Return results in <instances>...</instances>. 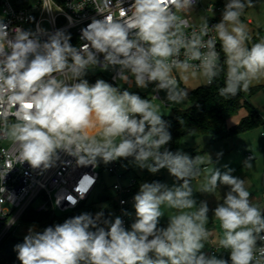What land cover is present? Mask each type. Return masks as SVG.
<instances>
[{
  "label": "clouds",
  "instance_id": "obj_1",
  "mask_svg": "<svg viewBox=\"0 0 264 264\" xmlns=\"http://www.w3.org/2000/svg\"><path fill=\"white\" fill-rule=\"evenodd\" d=\"M123 3L116 0L122 17L117 20L112 0H100L97 13L103 18L93 17L81 29L87 43L80 47L71 45L64 30H9L0 20V139L12 142L16 163H27L40 174L63 163V153L76 166L93 169L131 158V165L151 174L167 169L180 183H140L132 198L136 219L130 228L121 216H105L103 207L95 215L82 213L41 231L30 226L14 246L17 259L20 264H264V244L258 247L264 242V211L250 201L245 180L226 164L206 177L202 193L228 188L212 213L223 230L218 245L229 250V257L207 255L202 249L210 235V209L207 201L197 204L191 187L200 176L201 157L166 147L172 140L170 125L149 100L104 79L90 84L85 78L90 69H115L114 80L131 83V76L141 89L155 84L154 91H164L173 103L188 95L178 86L174 69L199 73L208 84L224 72L219 95L225 99L248 91L254 81L264 80V39L249 47L250 31L241 21L253 0H227L220 22L211 27L215 36L208 39L207 21L189 34V21L177 14L191 10L197 0H133L127 9ZM9 115L15 122H8ZM222 155L217 153L215 162L208 155V163L218 164ZM251 166L250 157L243 167ZM11 170L12 163L6 162L0 181ZM3 192L6 187H0ZM9 198L14 203L13 193ZM162 205L177 210L166 227L160 226Z\"/></svg>",
  "mask_w": 264,
  "mask_h": 264
},
{
  "label": "built area",
  "instance_id": "obj_2",
  "mask_svg": "<svg viewBox=\"0 0 264 264\" xmlns=\"http://www.w3.org/2000/svg\"><path fill=\"white\" fill-rule=\"evenodd\" d=\"M133 0H124L123 7L127 9ZM116 0H112L111 14L114 19L120 20V10L115 7ZM100 0H33L26 8H15L11 0H0V20H3L9 30L13 27H21L24 30L36 31L37 27L43 28L47 33H54L57 30H64L70 35V43L72 46L80 47L87 43L81 39V29L85 28L91 22L93 17L102 19L103 17L97 13V7ZM174 10V9H173ZM109 10H105L107 15ZM223 7L219 4H210L203 8L198 0L196 5L188 11L177 13L182 18L189 21L190 27L185 31L189 34L193 29L199 31V28L207 21L210 31L204 39L215 36V32L211 27L217 24V16L221 14ZM130 14V13H129ZM220 16V15H219ZM42 41L47 39V35L40 34ZM216 50L220 54V63L222 62L221 47L217 41ZM102 60L103 57L101 56ZM183 59V50L181 52ZM199 64V61H192ZM177 70H173V75L177 79ZM104 71L99 68L90 69L85 77L90 84L95 83L97 79H104L113 84L120 85L122 89L128 91H137L134 83V77L129 76L131 83H125L123 80H114L116 75L115 69L107 70L108 77L103 75ZM199 74V73H197ZM178 81V80H177ZM205 85L209 86L205 79ZM152 93V99L160 101L159 92H155V84L149 85ZM12 108L10 111L14 112ZM9 123L15 122V117L9 115L7 117ZM2 123V122H0ZM264 139V134L261 135ZM6 139H0V171L5 170L6 162L12 163V170L8 173L6 180L0 181V187H6L8 192L0 193V242L12 231V228L20 223L25 212L32 208L37 201L40 205L34 209L38 212H67L79 208L85 201L90 199L96 186L98 185L100 174L98 167H80L76 166L72 157L61 153V161L53 168H50L40 174L38 170H33L25 163L23 165L15 162V150L12 142ZM247 158H250L249 155ZM107 173L114 177L115 181L111 186L114 193L113 217L121 216L124 220L125 227L128 228V215H124V211H130L133 206L132 188L135 185L134 179L128 184L122 185L121 181L126 178V173L122 165L117 161L111 162L106 167ZM9 192L14 194V203L9 198ZM71 197V199H69ZM60 199L57 206L55 201ZM125 201L121 204V201ZM221 232L223 230L221 229ZM212 238L209 236L204 241L207 255L218 256L221 252L229 253V250L212 245ZM264 242H258V247Z\"/></svg>",
  "mask_w": 264,
  "mask_h": 264
},
{
  "label": "rangeland",
  "instance_id": "obj_3",
  "mask_svg": "<svg viewBox=\"0 0 264 264\" xmlns=\"http://www.w3.org/2000/svg\"><path fill=\"white\" fill-rule=\"evenodd\" d=\"M198 2L203 8L210 4H219L224 9L227 0H198ZM253 4L254 6L246 8L244 14L241 16V21L243 23L246 24L247 20L251 22V25H247L251 36V40L248 45L249 47H251L252 43H256L261 39H264V0H253ZM219 15L217 16V23H219L222 18V13ZM103 75L107 78V71H104ZM176 75L178 86L187 90V92L205 85V78L200 74L192 75L191 73H181L176 71ZM117 87L119 89L122 88L120 85ZM251 87H260V90L248 98V103L258 113L260 119L264 121V80L254 81ZM136 90L153 105L158 107L159 114L162 117L170 116L172 109L186 110L189 108V103L186 99L181 103L167 101L164 91L159 92L161 100L158 101L152 99L150 87L146 89L138 88ZM245 116L246 111L245 109H242L235 117L227 121L226 126L231 128L238 125L240 120ZM262 134H264V125L241 135L221 141L212 142L209 137L201 136L194 140L186 139L180 143L178 150L187 153L191 157L200 156L202 160L200 165V176L191 180V187L193 189L194 198L197 200V204H199L200 201H207L208 203L210 211L206 228L209 230V236L212 238L211 244L214 246L218 244V239L222 237L223 232H221L220 222L215 219L212 209L216 207L217 203L223 202L224 194L228 188L227 186L221 185L214 193H202L200 189L206 182V177L209 175L211 169L216 166L220 167L223 171L224 169L222 166L226 164L230 168L234 169L232 173L234 176L245 180V186L251 194L250 201L264 211V139L261 137ZM8 142L11 141L8 140L7 143ZM247 146L249 149L246 148ZM220 152H222L223 155L220 157L218 164L208 163V155H210L213 162H215L217 160V153ZM248 155L251 157L252 166L250 168L243 167V162L247 159ZM106 167L107 165H104L103 163H101L98 167L100 179L89 199V203H93V207L96 210L102 209L103 207L107 214H113V209L108 205L96 203L97 198L102 195H109L112 198L114 197V193L111 191V186L115 179L107 173ZM124 169H127L128 172L126 173V179L121 181L122 185L128 184L136 176H148L147 181L148 179L150 180L155 177H161L162 183L169 186H172L174 183H180L168 173L167 169H161L157 174H151L147 171V169L141 170L131 164H128V166ZM39 205L40 202L37 201L32 207L33 209H36ZM161 211L163 212V216L160 220V226L166 227L168 218L171 215L176 214L177 210L168 208L166 205H162ZM128 213H130V215H128V228H130V225L136 219L133 206L130 208ZM28 229L29 228L21 225V223H18L12 228V232L17 237H24L27 234ZM35 229L38 231L37 228ZM202 251H206L205 246ZM217 257H221V253H219Z\"/></svg>",
  "mask_w": 264,
  "mask_h": 264
},
{
  "label": "trees",
  "instance_id": "obj_4",
  "mask_svg": "<svg viewBox=\"0 0 264 264\" xmlns=\"http://www.w3.org/2000/svg\"><path fill=\"white\" fill-rule=\"evenodd\" d=\"M15 8H26L33 0H11ZM222 62L224 63V53L221 49ZM225 75L221 72L211 85L200 86L188 92L185 98L189 103L186 110L172 109L170 116L162 117L169 125V131L172 140L166 146L172 151L179 149L180 143L186 139H197L201 136H207L212 142L225 140L234 136L241 135L251 131L261 125L264 121L260 119L258 113L248 103V98L256 94L260 87H251L248 91H241L235 97L225 99L219 95V89L224 86ZM121 91L124 89H120ZM136 92L137 91H130ZM139 94V93H138ZM142 98H145L139 94ZM146 99V98H145ZM242 109H245L246 116L240 120L238 125L228 128L226 123L229 119L235 117ZM117 160L119 165H128L129 160ZM126 168V167H123ZM125 173L128 172L124 169ZM148 176L134 177L135 185L132 188L134 195L139 190V184L147 181ZM160 181L161 177L148 179L147 182ZM96 203L106 204L110 208H114V200L109 195H102L97 198ZM101 209L96 210L93 203H89V199L85 201L79 208L67 212H38L32 208L28 209L23 215L20 223L29 228L35 226L38 231L45 227L62 223L65 219L82 213H91L95 215ZM105 216H108L104 210ZM209 231V230H208ZM23 241V237H17L11 231L0 242V264H20L17 259V253L14 246ZM221 257L228 259L229 253L221 252Z\"/></svg>",
  "mask_w": 264,
  "mask_h": 264
},
{
  "label": "crops",
  "instance_id": "obj_5",
  "mask_svg": "<svg viewBox=\"0 0 264 264\" xmlns=\"http://www.w3.org/2000/svg\"><path fill=\"white\" fill-rule=\"evenodd\" d=\"M246 25H251V22L249 20L246 21ZM247 149H249V147H246Z\"/></svg>",
  "mask_w": 264,
  "mask_h": 264
},
{
  "label": "snow or ice",
  "instance_id": "obj_6",
  "mask_svg": "<svg viewBox=\"0 0 264 264\" xmlns=\"http://www.w3.org/2000/svg\"><path fill=\"white\" fill-rule=\"evenodd\" d=\"M69 199H71V197H69Z\"/></svg>",
  "mask_w": 264,
  "mask_h": 264
}]
</instances>
